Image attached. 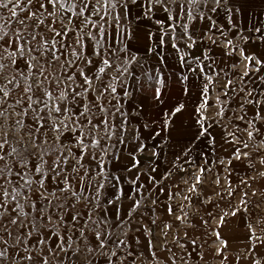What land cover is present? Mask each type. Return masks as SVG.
Masks as SVG:
<instances>
[{
    "label": "snow or ice",
    "instance_id": "6c2138e0",
    "mask_svg": "<svg viewBox=\"0 0 264 264\" xmlns=\"http://www.w3.org/2000/svg\"><path fill=\"white\" fill-rule=\"evenodd\" d=\"M133 7L140 9L138 19L151 21L158 11L168 14L155 20L157 25H167L163 34H148L158 44L166 45L171 35L173 41L181 40L193 49L205 39L216 44L224 37L221 43L231 49L227 55L239 49L244 63L241 86L237 90L233 80L227 79L221 89L225 99L218 94L213 105L210 92L215 90V77L205 72L211 66L203 64L211 59V49H202L203 60L201 56L188 60L190 53L171 43L183 52L179 59L184 67L190 72L199 68L207 82L198 91L201 102L195 113L199 127L181 149L182 155L176 154L163 173L156 162L167 156L170 125L184 104L162 112L160 120L133 125L125 99L133 93L125 81L136 56L130 54L125 34L116 31L120 14H112L113 9H123L127 17ZM220 12L225 13L227 26L214 18ZM241 13L236 0H0V264H174L176 254L168 247L167 237L177 226L175 222L192 229L198 225L191 222L184 205L177 214L171 201L181 195L180 185L170 178L187 173L185 165L194 163L187 157L202 138L216 143L210 129L221 121H227L221 124L227 133L225 142L236 146L218 162L205 160L212 167L197 165L195 182L187 188L189 195L181 199L191 206V193L205 195L197 185L204 183L205 172L213 167L223 168L228 179L234 160L247 161V167L264 179L260 170L264 169V75H259L264 57L255 51L248 54L239 43H264V18L241 26ZM220 72L228 76L220 69L217 77ZM157 84L155 99L161 100L164 81ZM191 87L185 86V94ZM234 100L237 104L232 108ZM209 107L217 109L219 119L207 122L210 118L204 113ZM238 133L246 134L247 140ZM179 178L188 184L192 177ZM256 179L246 174L240 183L250 188L249 180ZM214 182L221 186L219 171ZM235 192L229 180L227 195L234 197ZM216 195L223 199L225 193ZM247 197L245 191L231 216L240 212L241 205L250 212ZM204 203H212V197L206 196ZM161 212L175 222L162 218ZM207 215L215 218L211 212ZM228 216V211L219 216L217 229L226 224ZM203 223L206 226L208 221ZM258 223L264 224V219ZM246 227L248 239L255 237L264 245V237L252 231L250 219ZM154 228L161 241L155 239ZM213 231L221 245L217 254L223 256L228 243L219 231ZM260 231L264 233V228ZM198 238L184 232L183 239H190L192 245L189 248L178 235L173 237L172 243L182 250L181 259L202 258ZM158 246L169 253L166 258L158 254Z\"/></svg>",
    "mask_w": 264,
    "mask_h": 264
},
{
    "label": "rangeland",
    "instance_id": "374dc122",
    "mask_svg": "<svg viewBox=\"0 0 264 264\" xmlns=\"http://www.w3.org/2000/svg\"><path fill=\"white\" fill-rule=\"evenodd\" d=\"M237 1V0H236ZM123 3V0H121ZM140 12L138 7H133L131 15L125 17L123 9H113L112 14L115 16L117 13L120 14L121 19L118 23L115 24L117 32H123L125 34V40L129 47L130 54L136 56L135 61L130 65V75L125 81V87L128 88L130 92L133 93L132 96L126 97L128 101L127 110L132 113L131 120L133 125L138 121L142 126L145 121H152L153 119L160 120V114L162 112L170 111L174 107L178 106L180 103L184 104V108L180 113H177L173 118V121L170 125L171 135L167 140V156L162 157L156 163L159 164V171L163 173L165 168L170 166L171 161L174 159L176 154H181V149L188 143L190 136L198 129L199 125L196 123V113L195 109L201 102V99L198 95L199 88L202 87L203 83L207 81L204 79V74L199 72V68H196V64H192V67L196 68L195 72H190L184 65L181 63L179 57L183 52L190 53V56L186 59L191 60L194 56H202V49L207 47L211 51L208 55L211 57L209 60H203L204 65H210L211 67H205V72L209 75L215 77V90L210 92V103L216 104V97L219 94L221 99L223 97L221 89L226 83L228 76H224V72H220V75L217 77L216 72L220 69H227L230 61V58L225 55L224 49H228L221 43L224 40V37H219L216 44H212L209 40L205 39L203 44L199 42L193 49H187L184 45V42L181 40L173 41L171 35L167 36L166 39L168 43L166 45L158 44V41L152 37H158L163 34L164 27L157 25L155 23L156 19H165L168 15L163 11H158L154 18L149 21L146 18H137V14ZM218 20V23L227 26V19L224 12H220L218 16L214 17ZM110 22L112 17H109ZM151 33L152 37L148 34ZM131 35V39H127L128 35ZM219 36V33H216ZM230 36V34H229ZM229 38V37H228ZM177 43L178 47L183 49V52H178L176 49L171 47V43ZM116 46L122 47L119 43ZM226 51V50H225ZM228 72V69H227ZM182 76H188V81L181 80ZM138 77V79H137ZM123 80V78H122ZM158 80H163L164 85L161 88V100L155 99V89L157 88ZM195 84L197 87H191ZM185 86L191 87V91L187 94L183 91ZM236 87L235 85H233ZM238 89V86L236 87ZM231 96L232 93L230 92ZM243 95V94H241ZM237 102L234 100L232 102V108L236 107ZM217 109L215 107H209L205 111L204 115L210 118L219 119L215 117V112ZM139 113V115H137ZM238 114V113H237ZM206 122V123H207ZM162 120L160 123H157L155 127L160 128ZM221 124H227V121H221L220 123L214 124L210 129L211 135L216 138V143L210 144L209 138H202L200 142L193 148L190 155L187 157L189 160L194 161V163L186 164L187 173L179 172V175L170 179H176V183L180 185V193L171 203L173 207L177 209V214H180L179 206L184 205L185 211L189 213V219L191 222L197 224L198 226L195 229L188 228L185 224L180 222H175V218L167 216L166 213L161 212L162 218H166L168 221L175 222L176 227L169 232L167 237L168 247L172 248L173 252L176 254V260L174 264H231L229 257L235 253L230 251H223V256H216V253L210 251L212 243L216 242V236L209 235L207 231L203 229H212L216 227L218 218L220 215H223L225 211L229 212V216L226 217V225L229 223L230 213L232 209L239 204L240 197L246 191L248 193L247 199L251 201L250 212L244 210V205L240 206V212L237 214L239 217L244 218V223L247 224L248 219L251 220V224H260L256 219H260L261 211L264 210V193L261 192L260 186L254 187L249 180V183L252 185L250 188L244 187L241 185L240 180L242 177H250L249 169L241 168L239 169L240 174L238 180L232 179L230 176L228 179H225L228 176L226 172L221 167H213L211 172H205L202 185H197L198 189L203 192L205 195L197 196L196 193H191L192 196V205L188 206V202L181 199L182 195H189L187 193V188L194 183V175L197 173V165L204 167H212V164L209 163L205 165V160L209 162L217 161L221 156L227 157V152L224 151V147L234 148L236 145L229 144L225 142L227 133L224 132V129L221 127ZM143 135L147 136L148 132L141 129ZM231 125H228V131H232ZM223 133V135H222ZM131 135V128L129 131V136ZM242 139L247 140L246 134L238 133ZM159 139V138H158ZM231 139V138H228ZM149 143H154V141H149ZM250 143H255L254 141ZM247 151V149H245ZM150 155V153L145 154ZM255 159V158H254ZM256 167L259 168V164L256 163ZM220 172L221 186L215 184V177L217 171ZM263 170V169H260ZM178 171V170H177ZM179 177H184L189 179V183L185 184L182 179ZM229 180L232 182V187L236 189L235 196L229 197L227 195V186ZM223 191L225 193L224 198L221 199L216 195L217 192ZM255 191L256 195L253 196L252 192ZM206 196L212 197V203H204ZM164 199V197H162ZM207 212L213 213V216L217 220L213 221L212 217L207 215ZM203 218V219H202ZM247 219V220H246ZM203 220H207L208 224L205 226ZM246 220V222H245ZM185 231H188L190 238H196V244L199 247L200 256L193 255L192 257H187L186 259H181L182 250L179 247V244H173V237L178 235L181 240L188 245L189 248L192 247L189 240L183 239V234ZM155 239L161 241L163 238L159 236V230L154 228ZM222 238L227 241L228 237L222 235ZM244 240L245 237H239L238 240ZM229 247V246H228ZM227 248V247H226ZM157 252L162 257H167L168 252H161L159 246L157 247ZM186 256V253H185ZM226 257V259H225ZM83 259V257H81ZM153 264H156L153 261ZM264 264V263H262Z\"/></svg>",
    "mask_w": 264,
    "mask_h": 264
},
{
    "label": "crops",
    "instance_id": "0c3cea01",
    "mask_svg": "<svg viewBox=\"0 0 264 264\" xmlns=\"http://www.w3.org/2000/svg\"><path fill=\"white\" fill-rule=\"evenodd\" d=\"M236 5L239 6L242 9L241 13V26H245L246 22L252 19H259L264 18V0H237ZM245 35H248L247 32H245ZM231 38V34L229 36ZM241 46L245 47L248 54H252L253 51L257 53L258 55L264 57V43H260L257 41L255 44L249 43L247 45L243 44V41L239 42ZM226 50V51H225ZM231 49H224L225 55H227L228 52H230ZM230 58V63L227 67L228 69V79L233 80V85L236 87L241 86L242 82L239 80V76L244 71V63L241 62V57L239 54V49L235 52L233 55H227ZM236 64L235 67H233V64ZM227 69H224L227 71ZM257 74L253 71L252 76H256ZM259 75H264V70L261 71ZM225 76V75H224ZM249 88H251V85H248ZM238 90V89H237ZM254 144V143H253ZM224 151L227 152V156L230 155L232 152V148L224 147ZM261 155H264V150L261 151ZM247 161H233V168L229 171L231 172L230 177L235 180H238V176L240 174L239 169L247 168L250 171V177L256 176L257 179L255 181L251 180V183L254 187H262L264 188V179H260L259 176L255 171H253L251 168L247 167ZM264 171V169L262 170ZM221 170H219V173ZM228 175V174H227ZM244 218L236 216H230L229 223L224 225L223 227L217 229L216 227H213L212 229H203L208 232L209 235H213L214 231H219L221 236L228 237L227 248H224L226 251H230L231 253H235L229 257L231 264H255L256 260H260V264L264 263V245H262L261 241L256 240L255 237L250 241L248 239L250 233L248 228L246 227V224L244 223ZM261 219H264V210L261 211L260 219H256V221H260ZM217 220V218H213V221ZM247 220V219H246ZM245 220V222H246ZM252 223V231L255 233L256 236L264 237V233L260 231L261 228H264V224H255ZM239 237H245L243 240H238ZM220 241L217 240L216 242L212 243V247L210 248V251L213 253H216V256H219L217 254V249L220 248Z\"/></svg>",
    "mask_w": 264,
    "mask_h": 264
}]
</instances>
